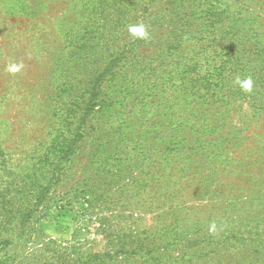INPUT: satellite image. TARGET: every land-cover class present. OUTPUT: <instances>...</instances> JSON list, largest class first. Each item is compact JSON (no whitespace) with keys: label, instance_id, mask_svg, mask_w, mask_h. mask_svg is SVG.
<instances>
[{"label":"rangeland","instance_id":"374dc122","mask_svg":"<svg viewBox=\"0 0 264 264\" xmlns=\"http://www.w3.org/2000/svg\"><path fill=\"white\" fill-rule=\"evenodd\" d=\"M0 264H264V0H0Z\"/></svg>","mask_w":264,"mask_h":264},{"label":"clouds","instance_id":"9594fccd","mask_svg":"<svg viewBox=\"0 0 264 264\" xmlns=\"http://www.w3.org/2000/svg\"><path fill=\"white\" fill-rule=\"evenodd\" d=\"M127 30L132 37L139 39V40H146L149 37V32L147 30V27L143 23H141V24H129L127 26ZM22 67H23L22 64L10 62L8 64L6 70L11 74H16L22 70ZM235 82L245 92H251L253 89V81H252L251 77H247L245 79H240L239 77H237ZM216 229H217V225L215 223H213L209 230L211 232H215Z\"/></svg>","mask_w":264,"mask_h":264}]
</instances>
